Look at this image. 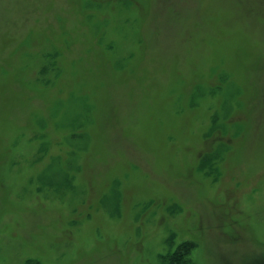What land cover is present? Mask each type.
Returning <instances> with one entry per match:
<instances>
[{
	"label": "rangeland",
	"instance_id": "374dc122",
	"mask_svg": "<svg viewBox=\"0 0 264 264\" xmlns=\"http://www.w3.org/2000/svg\"><path fill=\"white\" fill-rule=\"evenodd\" d=\"M179 259L264 264V0H0V264Z\"/></svg>",
	"mask_w": 264,
	"mask_h": 264
},
{
	"label": "trees",
	"instance_id": "16d2710c",
	"mask_svg": "<svg viewBox=\"0 0 264 264\" xmlns=\"http://www.w3.org/2000/svg\"><path fill=\"white\" fill-rule=\"evenodd\" d=\"M190 249H192V244H189V243H186V244H183L181 247H180V252L179 253H181V254H183V255H181V256H185L187 253H188V251L190 250ZM177 263H182V260L181 259H179L178 261H176Z\"/></svg>",
	"mask_w": 264,
	"mask_h": 264
}]
</instances>
